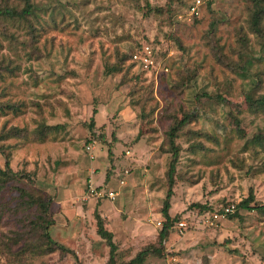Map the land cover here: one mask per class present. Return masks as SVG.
<instances>
[{
    "label": "rangeland",
    "instance_id": "374dc122",
    "mask_svg": "<svg viewBox=\"0 0 264 264\" xmlns=\"http://www.w3.org/2000/svg\"><path fill=\"white\" fill-rule=\"evenodd\" d=\"M31 1L28 20L0 17V138L14 134L0 140V264H106L97 215L118 264L145 249L143 264H264V106L246 101L264 96V20L254 32L247 0H199L198 15L196 0ZM139 44L147 70L129 58ZM19 187L50 202L64 251H47ZM249 189L254 209L238 210Z\"/></svg>",
    "mask_w": 264,
    "mask_h": 264
},
{
    "label": "trees",
    "instance_id": "16d2710c",
    "mask_svg": "<svg viewBox=\"0 0 264 264\" xmlns=\"http://www.w3.org/2000/svg\"><path fill=\"white\" fill-rule=\"evenodd\" d=\"M263 0H247V3L249 5V11L251 16V26L256 33L262 34V22L264 20V4ZM33 14L32 12V1L31 0H23V7L21 9H17L14 7H9L8 5H0V17H3L7 20H28V18ZM32 29V27L30 26ZM35 37V35H34ZM141 48V44L136 45L133 51L130 53L129 58H131V54L133 52H136ZM134 64V63H132ZM135 65V64H134ZM246 101L249 103L250 106H264V96L253 99L252 97L246 98ZM184 123V122H183ZM182 122H180L178 125H175L171 129H169L167 136H168V143L170 146V159L167 164V183H168V190L166 193L165 200L163 202V208L162 213L164 217V224L163 228L160 232V238L163 239L167 236L168 227L170 226L169 223L172 221L171 217L169 216V201L173 195V181L175 179V165H176V159L178 158L179 152H178V146L175 143V139L177 138V134L179 133L182 125ZM93 123L90 124V130H93ZM13 132H8L7 134L1 136L0 140H3L6 136L14 135ZM6 170L0 169V189L7 184V182H10L12 180V172L8 167V163H6ZM99 189V188H98ZM18 190V197L20 198V201L23 205H26L28 207H34L36 210L40 211V228L42 231V238L47 244L48 250L47 251H54L56 249H59L61 251H64L65 248L58 243H56L50 236V225L52 224L51 220L49 219V204L50 202L48 200H45L43 197L38 195H33L29 193L27 190L19 187ZM106 191V190H105ZM254 202V193L252 189H249L248 197L241 202H239L236 206L238 210H246L249 211L251 209H254L251 207V204ZM196 207H199V205H195ZM264 207V206H261ZM235 211V209H234ZM236 215H238L237 211L235 212ZM97 234L98 236L103 239L108 248H109V258L106 264H118L116 261V251L117 246L113 241V235L110 231L106 230L103 225L102 218L97 215ZM150 250L145 249L141 252H139L134 259L129 261L128 263H122V264H143L146 257L149 256Z\"/></svg>",
    "mask_w": 264,
    "mask_h": 264
},
{
    "label": "built area",
    "instance_id": "2783aa9c",
    "mask_svg": "<svg viewBox=\"0 0 264 264\" xmlns=\"http://www.w3.org/2000/svg\"><path fill=\"white\" fill-rule=\"evenodd\" d=\"M200 1L196 0L195 4L190 6V13L193 15H198V8H199ZM151 49L149 46H142L139 50L134 52L131 55V62L136 64L137 66L141 67L142 69H149L153 66L152 57H151ZM91 146H87L86 148L89 150ZM121 184H124V181L120 182ZM89 192L91 195L98 196V197H107L111 200H114L116 198V192L114 191H105V190H98V187L90 188ZM235 209V206H230L225 209V212L227 213H233ZM185 223L181 222L179 223V229H183L185 227Z\"/></svg>",
    "mask_w": 264,
    "mask_h": 264
}]
</instances>
